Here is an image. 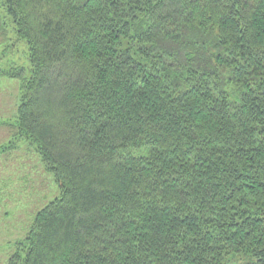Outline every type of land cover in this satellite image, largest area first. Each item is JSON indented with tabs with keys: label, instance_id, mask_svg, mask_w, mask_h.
I'll return each mask as SVG.
<instances>
[{
	"label": "trees",
	"instance_id": "trees-1",
	"mask_svg": "<svg viewBox=\"0 0 264 264\" xmlns=\"http://www.w3.org/2000/svg\"><path fill=\"white\" fill-rule=\"evenodd\" d=\"M0 8L31 62L0 68L14 130L60 190L6 264H264V0Z\"/></svg>",
	"mask_w": 264,
	"mask_h": 264
},
{
	"label": "rangeland",
	"instance_id": "rangeland-1",
	"mask_svg": "<svg viewBox=\"0 0 264 264\" xmlns=\"http://www.w3.org/2000/svg\"><path fill=\"white\" fill-rule=\"evenodd\" d=\"M4 16L8 34L0 41V68L23 67L24 75L29 77L28 46L18 38L12 20ZM23 80L0 75V264H6L13 252L20 251L18 242L24 239L36 213L60 194L53 173L35 145L14 130ZM226 83L230 99L236 100L239 91L235 83ZM133 151L147 152L144 147Z\"/></svg>",
	"mask_w": 264,
	"mask_h": 264
}]
</instances>
